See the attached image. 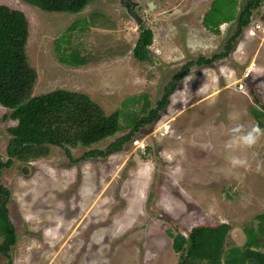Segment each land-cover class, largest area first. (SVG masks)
I'll return each mask as SVG.
<instances>
[{
    "label": "rangeland",
    "instance_id": "rangeland-1",
    "mask_svg": "<svg viewBox=\"0 0 264 264\" xmlns=\"http://www.w3.org/2000/svg\"><path fill=\"white\" fill-rule=\"evenodd\" d=\"M247 1L95 0L80 13L59 14L0 0L30 22L35 96L84 93L106 116H122V131L90 148H71L69 157L52 147L47 158L15 161L4 172L18 243L9 258L0 254V264H182L169 233L221 224L232 227L227 251L245 247V228L264 213V136L233 153L225 143L238 124L251 128L261 121L264 129V118L253 115L264 114V8L233 41ZM213 4L222 8L216 21L232 15L219 34L204 24ZM81 21L89 24L68 32ZM144 29L154 34L149 62L134 57ZM230 42L226 57L199 64L225 53ZM74 53L82 63L67 61ZM187 69L154 124L120 152L83 159L128 136L127 118L147 117ZM9 115L0 106L1 160L8 159V130L15 125ZM229 155L247 166L233 168Z\"/></svg>",
    "mask_w": 264,
    "mask_h": 264
},
{
    "label": "trees",
    "instance_id": "trees-1",
    "mask_svg": "<svg viewBox=\"0 0 264 264\" xmlns=\"http://www.w3.org/2000/svg\"><path fill=\"white\" fill-rule=\"evenodd\" d=\"M22 1L45 13L77 14L95 0ZM260 7L261 0L247 1L237 18V32L233 41L243 34L250 25L253 14L259 13ZM221 10L220 5L213 4L211 11L204 18V24L208 28L213 27L216 34L220 33L222 23L228 22L232 17L228 14L226 20L216 21L214 13L218 14ZM97 17L98 14L95 15V20L93 18L94 22ZM88 24L89 21H81L68 32L76 31L80 26L87 27ZM30 36L31 27L26 14L0 4V106L10 111L7 118L15 123L8 130L11 136L7 148L8 159H0V238L2 239L0 254L7 258L18 243V234L8 208L10 191L2 183L4 172L10 169L15 161L27 165L47 158L52 147L64 149L71 157V148L78 146L90 148L122 131L121 114L118 112L111 117L106 116L104 109L87 94L57 90L44 95H34L39 77L28 55ZM153 43L152 30H142L134 50V57L141 62L151 61L150 47ZM226 47L225 53L210 59L202 58L199 64H212L226 57L234 48L233 42ZM79 60L78 53L67 58L71 63H82ZM188 74L189 69L173 79L166 95L147 117L142 120L137 117L127 118L128 126L132 127L128 136L117 140L104 151L87 152L83 159L106 158L122 151L126 142L136 133L158 120L177 88V81ZM143 100L150 105L147 97H143ZM139 101L140 99H135L133 102ZM253 115L258 121L264 118V114L257 110H253ZM262 124L259 121L260 128L263 127ZM231 230L230 224H221L200 226L189 234L174 235L170 232L169 235L173 238L174 249L180 255L182 264L190 261L207 264H264V213L255 218V223L251 227L245 228L247 243L244 248L226 250Z\"/></svg>",
    "mask_w": 264,
    "mask_h": 264
},
{
    "label": "clouds",
    "instance_id": "clouds-1",
    "mask_svg": "<svg viewBox=\"0 0 264 264\" xmlns=\"http://www.w3.org/2000/svg\"><path fill=\"white\" fill-rule=\"evenodd\" d=\"M230 132L231 136L225 143V148L230 153L240 148H252L264 136V129H261L258 125L246 128L245 125L238 124ZM227 159L233 168L247 166V161L237 155H229Z\"/></svg>",
    "mask_w": 264,
    "mask_h": 264
},
{
    "label": "built area",
    "instance_id": "built-area-1",
    "mask_svg": "<svg viewBox=\"0 0 264 264\" xmlns=\"http://www.w3.org/2000/svg\"><path fill=\"white\" fill-rule=\"evenodd\" d=\"M263 8H264V0H261V9H263Z\"/></svg>",
    "mask_w": 264,
    "mask_h": 264
},
{
    "label": "water",
    "instance_id": "water-1",
    "mask_svg": "<svg viewBox=\"0 0 264 264\" xmlns=\"http://www.w3.org/2000/svg\"><path fill=\"white\" fill-rule=\"evenodd\" d=\"M150 8L153 10L155 8V4H151ZM137 18V17H136ZM231 233V232H230ZM230 235V234H229Z\"/></svg>",
    "mask_w": 264,
    "mask_h": 264
},
{
    "label": "flooded vegetation",
    "instance_id": "flooded-vegetation-1",
    "mask_svg": "<svg viewBox=\"0 0 264 264\" xmlns=\"http://www.w3.org/2000/svg\"><path fill=\"white\" fill-rule=\"evenodd\" d=\"M134 9H135V7H134ZM261 10H262V9H261V7H260V9H259V11H258V12H261ZM132 14H133V13H132Z\"/></svg>",
    "mask_w": 264,
    "mask_h": 264
}]
</instances>
